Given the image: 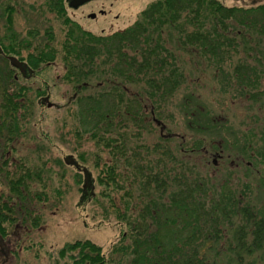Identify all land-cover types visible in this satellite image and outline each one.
<instances>
[{"label":"trees","instance_id":"trees-1","mask_svg":"<svg viewBox=\"0 0 264 264\" xmlns=\"http://www.w3.org/2000/svg\"><path fill=\"white\" fill-rule=\"evenodd\" d=\"M46 5L63 18L67 28L63 42V59L68 67L65 79L76 85L74 97L80 105V116L93 125L94 137L98 129H107L102 141L114 151L116 164L107 168V184L120 185L117 167L133 169V181L129 187L124 186L128 196L136 195L125 209L130 213L129 232L123 233L121 247H114L115 253H121L120 259L129 254L127 264H264V206L256 203L254 195L249 196L253 193L251 183L217 185L215 177L196 171L209 165L207 136H216L219 128L227 132L228 128L218 124L210 109L200 105L192 92L184 95L181 105L193 133L188 147L170 143L177 135L162 121L171 100L191 76L183 61L187 54L200 62L194 66L195 74L197 68H215L216 63L229 69L232 61L230 75L234 77L230 83L234 81L239 95L260 101L264 94V3L226 6L218 0H155L133 25L111 35L94 34L71 20L64 0H47ZM7 8L11 41L7 44L0 39L3 61L19 53L14 46L13 10ZM47 32V41L36 47V54L27 57L29 72L20 71L26 78L42 62L55 59L56 49L49 44L53 33ZM253 58L255 64L248 62ZM225 60L231 61L227 64ZM219 68L213 71L223 80L224 71ZM13 82V72L0 65L1 107L6 112L0 129L11 130L7 124L9 114L20 105L19 94L9 92ZM90 87L92 92L79 93ZM41 103L48 106L49 97H42ZM152 122L159 127V134L145 145L143 132H156ZM180 139L184 142L187 137ZM220 143L227 146L225 141ZM237 146L244 158H253V152L264 157V145L256 148L249 138L241 148ZM197 156L201 161L196 160ZM69 158L79 172L76 176L83 175L81 206L93 196L95 180L89 168L73 155ZM22 181L19 177L9 182L19 198L26 186ZM6 199L0 191V221L9 218L5 207L13 211ZM68 249L77 252L71 264H110L102 248L89 240L77 241L60 254Z\"/></svg>","mask_w":264,"mask_h":264},{"label":"rangeland","instance_id":"rangeland-1","mask_svg":"<svg viewBox=\"0 0 264 264\" xmlns=\"http://www.w3.org/2000/svg\"><path fill=\"white\" fill-rule=\"evenodd\" d=\"M153 1L96 0L78 9L67 6L66 15L94 34L111 35L133 25ZM225 1L234 3L233 0ZM46 3L47 0H0V39L7 44L11 39L8 38L6 8L13 10L12 29L16 33L13 44L19 53H12V56L29 63V53L36 54V47L47 41V30L53 33L49 44L57 52L52 62H42L35 68L34 75L27 78L9 63V59L0 60L1 67L10 69L16 76L9 92L19 94L17 100L20 104L18 110L9 114L11 120H7V124L11 130L0 129V191L7 196L6 203L13 205V211L6 207L4 210L9 218L0 221V264H71L77 259L74 258L77 252L68 249L63 255L60 251L67 250L77 241L87 240L102 248L108 263L127 264L129 254L120 259L121 253H115L114 249L121 247L119 242L123 233L129 232L130 213L125 209L127 202L129 207L133 204L136 195L128 196L124 186L129 187L133 181V169L123 165L116 169L121 175L117 179L124 188L119 184H107V168L116 166L114 151L104 145L101 137L107 129H98L94 137L93 125L85 123L80 116V105L74 97L76 85L65 79L68 67L63 59V42L67 28L63 18L50 12ZM100 9L105 10L104 15ZM91 13L96 16L91 18ZM183 61L191 76L171 100L162 118L167 129L177 135L170 143L176 147L179 144L188 147L193 142V133L188 129L187 117L181 110L184 95L192 92L200 105L210 109L215 121L228 128L227 132L219 128L216 136H207L209 165L196 171L212 175L217 185L224 182L235 187L241 181L251 183L253 193L250 192L249 196L254 195L256 203L264 206V157L253 152V158H244L235 148L237 145L241 148L245 138L254 141L256 148L261 149L260 146L264 145L261 143L264 137V94L259 102L239 95L234 81L230 83L234 77V74L230 75L233 71L231 60H225L227 64L231 61L229 69L224 67L225 64L216 63L215 68L205 65L197 68V74L194 66L200 62L192 60L188 54ZM248 62L254 63V58ZM217 67L224 71L223 80L214 74ZM261 82L264 89V81ZM91 88L79 93L88 94L92 92ZM44 96L49 97L48 106L41 103ZM2 105L3 90L0 89V125L6 118ZM152 126L156 132L146 130L141 136L145 145L154 142V136L159 134V127L154 122ZM180 137L187 139L182 142ZM220 141H225L227 146L213 144ZM72 155L89 168L95 180L93 196L81 206L80 177L83 175L78 178L77 168L68 163ZM213 159L219 160L218 167L212 163ZM4 160H7L6 164ZM196 160L201 161L200 156ZM19 177L26 185L20 198L14 194L17 190L12 192L9 187V182Z\"/></svg>","mask_w":264,"mask_h":264},{"label":"water","instance_id":"water-1","mask_svg":"<svg viewBox=\"0 0 264 264\" xmlns=\"http://www.w3.org/2000/svg\"><path fill=\"white\" fill-rule=\"evenodd\" d=\"M87 1L89 0H70V5L73 7H78L80 4L85 3ZM9 59L14 66L19 67L23 72L26 71V64L22 63L19 59L13 56H9Z\"/></svg>","mask_w":264,"mask_h":264},{"label":"flooded vegetation","instance_id":"flooded-vegetation-1","mask_svg":"<svg viewBox=\"0 0 264 264\" xmlns=\"http://www.w3.org/2000/svg\"><path fill=\"white\" fill-rule=\"evenodd\" d=\"M218 1L219 2H223L225 5L227 4L225 0H223V1L222 0H218ZM233 1H234V3L232 5H234L235 3L236 4H240V5H246V4H249V3H251V4H259V3L262 4V3H264V0H233ZM100 10H101L102 15H104L105 14V12H104L105 10L104 9H100ZM116 18H118V16Z\"/></svg>","mask_w":264,"mask_h":264}]
</instances>
